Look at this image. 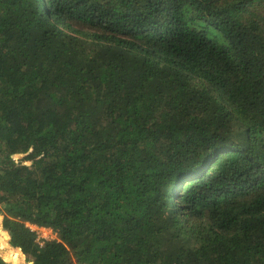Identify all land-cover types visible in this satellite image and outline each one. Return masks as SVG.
<instances>
[{"label":"trees","instance_id":"obj_1","mask_svg":"<svg viewBox=\"0 0 264 264\" xmlns=\"http://www.w3.org/2000/svg\"><path fill=\"white\" fill-rule=\"evenodd\" d=\"M0 212V264H264V0H0Z\"/></svg>","mask_w":264,"mask_h":264},{"label":"rangeland","instance_id":"obj_2","mask_svg":"<svg viewBox=\"0 0 264 264\" xmlns=\"http://www.w3.org/2000/svg\"><path fill=\"white\" fill-rule=\"evenodd\" d=\"M0 220H1V223H2V226H3V220H4V213H1L0 212ZM4 228V226H3ZM5 229V228H4ZM6 230V229H5ZM7 231V230H6ZM10 239L11 237L9 238L8 240V243L10 244ZM59 239V235L56 231H54L53 229H49V228H46V229H40L38 230V243L40 245H42L44 243L45 240H57ZM11 245V244H10ZM12 246V245H11ZM13 247V246H12ZM14 248V247H13ZM16 251H18L16 248H14ZM0 255H1V249H0ZM21 259H22V262L20 264H27V260L25 259V257L22 255L21 256Z\"/></svg>","mask_w":264,"mask_h":264},{"label":"built area","instance_id":"obj_3","mask_svg":"<svg viewBox=\"0 0 264 264\" xmlns=\"http://www.w3.org/2000/svg\"><path fill=\"white\" fill-rule=\"evenodd\" d=\"M33 230H35L38 234V230L40 229H46L45 227H39V226H36V225H33V224H28ZM51 229V228H49ZM52 230V229H51ZM38 240V239H37Z\"/></svg>","mask_w":264,"mask_h":264}]
</instances>
